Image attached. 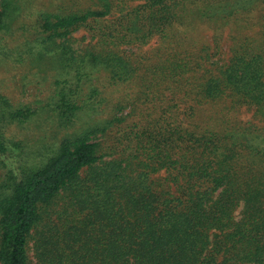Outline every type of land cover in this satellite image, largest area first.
<instances>
[{
	"label": "trees",
	"instance_id": "1",
	"mask_svg": "<svg viewBox=\"0 0 264 264\" xmlns=\"http://www.w3.org/2000/svg\"><path fill=\"white\" fill-rule=\"evenodd\" d=\"M59 1L0 0L55 66L0 95V264H264V0Z\"/></svg>",
	"mask_w": 264,
	"mask_h": 264
},
{
	"label": "rangeland",
	"instance_id": "2",
	"mask_svg": "<svg viewBox=\"0 0 264 264\" xmlns=\"http://www.w3.org/2000/svg\"><path fill=\"white\" fill-rule=\"evenodd\" d=\"M59 2L62 1L32 0V6H34L36 9H41L46 7V5L49 6V4ZM255 30L258 29L255 28ZM13 34H15L16 38L21 36L19 31H11L9 32V35H5L3 37L0 36V48H2L1 51L3 53V56L0 58V95L6 96V98H9L14 103H34L39 100H46V97L49 93L50 84L54 81L53 75L55 74V66H53L54 64L52 65L51 61L40 59H34L33 61L27 60L23 62V64L13 63ZM214 35L215 34L212 30L203 32V42H206V45L214 47ZM252 35L253 34L250 32V36ZM74 39V45L76 48L84 47L90 41L88 40V34L85 31L76 33L74 35ZM230 42L229 32L225 31L220 45L223 52H225L224 57L226 60L230 57ZM5 46H7L9 50L5 49ZM133 51H136V49L133 48ZM98 76L99 78L97 81L101 83L100 86H106L108 81L106 73H100ZM112 93L124 96L125 89L120 88ZM41 128L35 124L21 131V133L26 134V136L31 140L30 144L33 145L34 143H32V141H34V137L39 138L40 135H50L45 133V130H42ZM63 134L64 133H60L59 138L62 137Z\"/></svg>",
	"mask_w": 264,
	"mask_h": 264
}]
</instances>
